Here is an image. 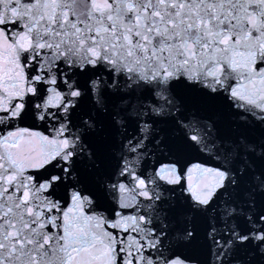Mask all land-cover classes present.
<instances>
[{"label": "snow or ice", "instance_id": "6c2138e0", "mask_svg": "<svg viewBox=\"0 0 264 264\" xmlns=\"http://www.w3.org/2000/svg\"><path fill=\"white\" fill-rule=\"evenodd\" d=\"M0 264H264V0H0Z\"/></svg>", "mask_w": 264, "mask_h": 264}]
</instances>
